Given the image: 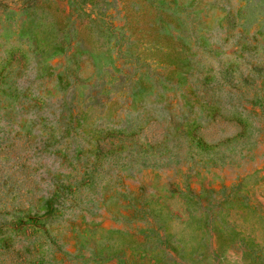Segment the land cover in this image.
<instances>
[{"label": "rangeland", "instance_id": "374dc122", "mask_svg": "<svg viewBox=\"0 0 264 264\" xmlns=\"http://www.w3.org/2000/svg\"><path fill=\"white\" fill-rule=\"evenodd\" d=\"M0 264H264V0H0Z\"/></svg>", "mask_w": 264, "mask_h": 264}]
</instances>
